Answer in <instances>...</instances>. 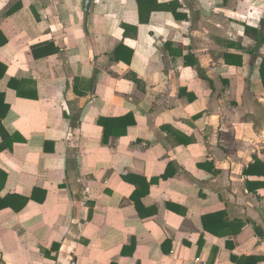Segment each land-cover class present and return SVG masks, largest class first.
<instances>
[{
	"label": "crops",
	"instance_id": "1",
	"mask_svg": "<svg viewBox=\"0 0 264 264\" xmlns=\"http://www.w3.org/2000/svg\"><path fill=\"white\" fill-rule=\"evenodd\" d=\"M85 5L0 0V264H264V0Z\"/></svg>",
	"mask_w": 264,
	"mask_h": 264
},
{
	"label": "trees",
	"instance_id": "2",
	"mask_svg": "<svg viewBox=\"0 0 264 264\" xmlns=\"http://www.w3.org/2000/svg\"><path fill=\"white\" fill-rule=\"evenodd\" d=\"M139 1V4H140V8L142 6V3H148V4H151L152 0H138ZM226 1V0H225ZM164 8V7H162ZM175 8V7H173ZM168 9H170L168 7ZM174 12H176L175 10H173ZM1 35V33H0ZM5 71H6V66L5 65H2L0 63V78L5 74ZM261 72H262V79H263V82H264V61H263V65H262V69H261ZM4 95L2 93H0V135L2 136L3 138V143L1 145V148L0 149H3V148H6L9 146L12 145V139L10 138V135L9 133L7 132V130L5 129L4 125H3V118L5 117V115L7 114V111L9 109V106L7 104H5L4 102ZM100 123L104 126V129H105V135H109L108 134V121L107 120H101ZM133 123V121H132ZM148 190V188H147ZM145 193V192H144ZM140 196L141 194L140 193H136L133 195V199L136 203V206L137 208L140 210L141 209V205H140ZM11 197L13 198H19V203L18 205H15L12 201H11ZM10 198H7L6 201L5 200H2L1 201V205L0 207H8V206H12L14 209L16 210H20L22 209L25 204L27 203L28 199L25 198V197H19V196H11ZM16 200V199H15ZM223 213H217V214H207L203 217V225H204V228L208 231H211L215 234H222V233H227V229L225 231H221L222 229L218 230L217 226L218 227H224L228 226V222H223ZM214 222H216V226H214ZM219 223V224H217ZM231 227L230 228H234V226H241L242 223L241 222H237V223H230L229 224ZM202 242V241H201ZM48 254V253H47ZM231 260L235 263V264H258L259 262V257L255 256V255H244V256H238L236 254H232L231 255ZM111 264H118L117 262H112Z\"/></svg>",
	"mask_w": 264,
	"mask_h": 264
},
{
	"label": "built area",
	"instance_id": "3",
	"mask_svg": "<svg viewBox=\"0 0 264 264\" xmlns=\"http://www.w3.org/2000/svg\"><path fill=\"white\" fill-rule=\"evenodd\" d=\"M194 263L195 264H208L207 260H205L203 257L201 256H197L194 259Z\"/></svg>",
	"mask_w": 264,
	"mask_h": 264
},
{
	"label": "water",
	"instance_id": "4",
	"mask_svg": "<svg viewBox=\"0 0 264 264\" xmlns=\"http://www.w3.org/2000/svg\"><path fill=\"white\" fill-rule=\"evenodd\" d=\"M91 4V0H86L85 8L88 10Z\"/></svg>",
	"mask_w": 264,
	"mask_h": 264
}]
</instances>
